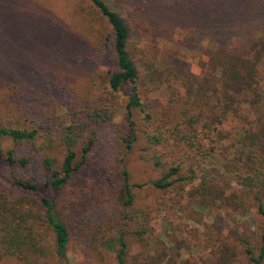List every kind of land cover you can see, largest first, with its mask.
I'll list each match as a JSON object with an SVG mask.
<instances>
[{
	"label": "rangeland",
	"instance_id": "rangeland-1",
	"mask_svg": "<svg viewBox=\"0 0 264 264\" xmlns=\"http://www.w3.org/2000/svg\"><path fill=\"white\" fill-rule=\"evenodd\" d=\"M107 1L129 31L141 108L126 106L129 83L109 87L112 31L89 0H0V127L35 132L0 139V196L28 197L41 218L47 197L68 230L62 258L0 264H118L120 249L122 264H253L264 49L252 44L264 35V0ZM68 141L75 168L54 191L42 160L59 170ZM6 149L27 163L6 161ZM37 229L52 248L49 229Z\"/></svg>",
	"mask_w": 264,
	"mask_h": 264
},
{
	"label": "trees",
	"instance_id": "trees-1",
	"mask_svg": "<svg viewBox=\"0 0 264 264\" xmlns=\"http://www.w3.org/2000/svg\"><path fill=\"white\" fill-rule=\"evenodd\" d=\"M89 1L105 18L112 31V48L118 70L109 75V87L112 91H115L121 86V84L129 83L130 95L126 106L141 108L142 106L139 102L136 89L137 68L127 52V39L129 35L128 28L123 19L107 0ZM234 2L236 1L233 0V3ZM215 10L217 11L218 9L215 7ZM210 11L214 10L210 9ZM211 16L212 15L209 14L203 16L207 19H204L202 26L206 28L211 27L210 24L205 23L212 18ZM207 33L211 35L210 32ZM253 41V46L256 45L258 49H264V35L257 37ZM249 72L251 73L252 71ZM233 75H235V73ZM34 133L33 130L0 127V139L8 137L16 143L31 139ZM71 142L72 141H68L66 143L68 147L63 155L59 170L52 168V163L49 158H44L42 160L44 166L51 171V178L46 184L54 191L59 190L63 186L75 168L73 164L74 151L69 148ZM128 146L129 145H127V147ZM87 150V146L82 148L81 161L84 160ZM1 156L10 163L16 162L20 165H25L28 160L26 157H14L11 149L4 150ZM172 170L173 169H169L165 176L169 175ZM125 174L126 173L124 172L123 181L125 192L130 196L129 185L127 184V177ZM12 181L14 185L16 184L29 191L36 189L34 183L24 181L19 177H13ZM153 184L162 187L168 185L169 182L162 183L161 179H158L155 180ZM29 203L30 201L26 196H20L14 199H7L4 196H0V256L12 255L24 261L34 262L46 255L47 252L52 251L56 257L62 258L68 242V230L64 222L59 218L53 200L47 197H41L39 199L38 204L43 213L42 218L38 211L35 210L32 205H29ZM257 210L263 218L259 251L254 256L251 253V249L248 246L245 247V253L253 264H260V261L264 256V212L260 205H258ZM38 226L49 229L51 233L52 248L44 243L42 235L38 232ZM46 246L49 248L48 251L45 248ZM121 253L122 249H120L117 256L118 264H122Z\"/></svg>",
	"mask_w": 264,
	"mask_h": 264
}]
</instances>
